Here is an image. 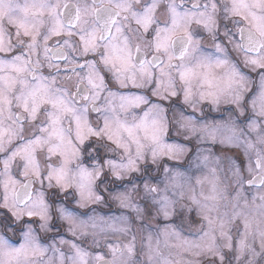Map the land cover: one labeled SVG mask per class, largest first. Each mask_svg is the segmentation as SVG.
Wrapping results in <instances>:
<instances>
[{"label": "clouds", "instance_id": "1", "mask_svg": "<svg viewBox=\"0 0 264 264\" xmlns=\"http://www.w3.org/2000/svg\"><path fill=\"white\" fill-rule=\"evenodd\" d=\"M0 264H264V0H0Z\"/></svg>", "mask_w": 264, "mask_h": 264}]
</instances>
